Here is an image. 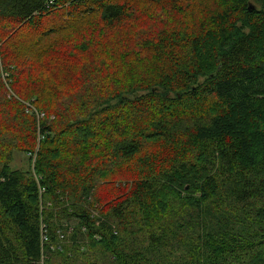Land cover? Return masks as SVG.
I'll list each match as a JSON object with an SVG mask.
<instances>
[{
  "label": "trees",
  "instance_id": "16d2710c",
  "mask_svg": "<svg viewBox=\"0 0 264 264\" xmlns=\"http://www.w3.org/2000/svg\"><path fill=\"white\" fill-rule=\"evenodd\" d=\"M165 1L0 0V264H264V0Z\"/></svg>",
  "mask_w": 264,
  "mask_h": 264
},
{
  "label": "rangeland",
  "instance_id": "374dc122",
  "mask_svg": "<svg viewBox=\"0 0 264 264\" xmlns=\"http://www.w3.org/2000/svg\"><path fill=\"white\" fill-rule=\"evenodd\" d=\"M212 3L213 1L208 2L206 4L211 5ZM129 4H131L134 7L135 13L133 16L134 19L129 21L131 25L127 28V32L131 30L140 29L153 34L157 30H159L163 20L167 18L166 15L168 14V12L166 7V1L155 3L152 2V0H130ZM179 4H184V3L180 2ZM128 40L129 39H127V41ZM134 48L135 50H138V43L136 40H130V42H127V47L125 49H122L121 52L133 50ZM30 166L31 165L29 162V157L19 154L14 156V161L12 163V168L14 170L28 171Z\"/></svg>",
  "mask_w": 264,
  "mask_h": 264
},
{
  "label": "built area",
  "instance_id": "2783aa9c",
  "mask_svg": "<svg viewBox=\"0 0 264 264\" xmlns=\"http://www.w3.org/2000/svg\"><path fill=\"white\" fill-rule=\"evenodd\" d=\"M51 3V2H50Z\"/></svg>",
  "mask_w": 264,
  "mask_h": 264
}]
</instances>
